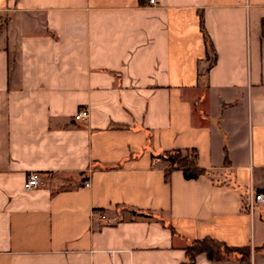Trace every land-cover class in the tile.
I'll list each match as a JSON object with an SVG mask.
<instances>
[{
  "label": "crops",
  "instance_id": "0c3cea01",
  "mask_svg": "<svg viewBox=\"0 0 264 264\" xmlns=\"http://www.w3.org/2000/svg\"><path fill=\"white\" fill-rule=\"evenodd\" d=\"M173 148L204 172L165 174ZM249 183L264 192V0H0V264H182L203 237L264 264Z\"/></svg>",
  "mask_w": 264,
  "mask_h": 264
},
{
  "label": "trees",
  "instance_id": "16d2710c",
  "mask_svg": "<svg viewBox=\"0 0 264 264\" xmlns=\"http://www.w3.org/2000/svg\"><path fill=\"white\" fill-rule=\"evenodd\" d=\"M160 156L167 162L165 174L172 169H181L186 179L196 178L204 172L197 165V153L194 148H173L165 150ZM204 252L210 259L238 256L240 264H250V248L234 247L211 237L191 241L186 247L187 261L182 264H193L195 256Z\"/></svg>",
  "mask_w": 264,
  "mask_h": 264
},
{
  "label": "built area",
  "instance_id": "2783aa9c",
  "mask_svg": "<svg viewBox=\"0 0 264 264\" xmlns=\"http://www.w3.org/2000/svg\"><path fill=\"white\" fill-rule=\"evenodd\" d=\"M149 3H154L155 0H147ZM89 115V110L86 106L79 107L73 114L75 120L86 119ZM44 178L42 174L37 170H31L27 173L26 179L24 181V188L26 190L38 187L44 183ZM244 205L248 213H252L257 206H264V192L258 190L253 184L249 183L246 187V192L244 196ZM101 217H105L102 212Z\"/></svg>",
  "mask_w": 264,
  "mask_h": 264
}]
</instances>
